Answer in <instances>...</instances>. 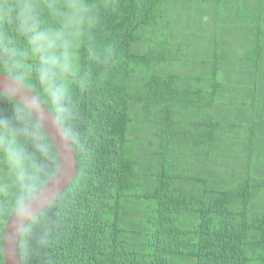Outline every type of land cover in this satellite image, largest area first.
<instances>
[{
  "label": "trees",
  "instance_id": "obj_1",
  "mask_svg": "<svg viewBox=\"0 0 264 264\" xmlns=\"http://www.w3.org/2000/svg\"><path fill=\"white\" fill-rule=\"evenodd\" d=\"M0 73L77 162L21 264H264V0H0ZM57 165L0 93V264L8 218Z\"/></svg>",
  "mask_w": 264,
  "mask_h": 264
},
{
  "label": "water",
  "instance_id": "obj_2",
  "mask_svg": "<svg viewBox=\"0 0 264 264\" xmlns=\"http://www.w3.org/2000/svg\"><path fill=\"white\" fill-rule=\"evenodd\" d=\"M0 93L15 100L38 123L53 145L58 161L55 174L13 211L4 226L1 240L3 262L21 264L17 247L24 227L32 217L62 194L76 173L77 162L73 147L61 126L26 86L0 73Z\"/></svg>",
  "mask_w": 264,
  "mask_h": 264
},
{
  "label": "rangeland",
  "instance_id": "obj_3",
  "mask_svg": "<svg viewBox=\"0 0 264 264\" xmlns=\"http://www.w3.org/2000/svg\"><path fill=\"white\" fill-rule=\"evenodd\" d=\"M178 9V8H177ZM181 9V8H180ZM179 10V9H178ZM195 19H197V17L195 16ZM224 35H225V33L224 32H222ZM193 68V65H192V67L190 68V69H187L186 68V66L185 65H183V70H186V71H188V70H191Z\"/></svg>",
  "mask_w": 264,
  "mask_h": 264
}]
</instances>
